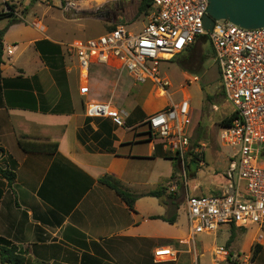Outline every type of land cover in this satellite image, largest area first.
Returning <instances> with one entry per match:
<instances>
[{"label":"crops","instance_id":"obj_1","mask_svg":"<svg viewBox=\"0 0 264 264\" xmlns=\"http://www.w3.org/2000/svg\"><path fill=\"white\" fill-rule=\"evenodd\" d=\"M0 32V247L15 246L24 264H264L256 226L223 225L190 236L185 202L191 195L180 194L178 159L144 125L167 104L142 99L114 60L82 74L67 49L72 41L48 34L39 18L14 10L0 18ZM90 104H108L123 125L88 117ZM192 128L191 121L189 137ZM21 137L47 151L56 144V151L24 153ZM1 171L14 173L13 181ZM106 176L138 196L132 211L99 183ZM159 188L162 196H146ZM163 247L172 259L154 256ZM218 247L226 252L219 260Z\"/></svg>","mask_w":264,"mask_h":264},{"label":"built area","instance_id":"obj_2","mask_svg":"<svg viewBox=\"0 0 264 264\" xmlns=\"http://www.w3.org/2000/svg\"><path fill=\"white\" fill-rule=\"evenodd\" d=\"M114 1L140 0H73L66 5L78 10L80 6H102ZM148 3L149 11L137 34L118 25L97 37L72 41L67 46L68 52L75 56L84 75L92 64L109 66L114 60L134 83L149 81L165 91L163 88L169 85L159 78V63L185 53L198 38L204 37L217 64L223 97L232 107V120L219 129L217 138L233 155L223 176L227 182L217 194L186 199L190 236L213 233L223 225L256 226L264 230V27L244 29L219 20L206 32L203 20L207 0H148ZM196 81V77L186 79V85ZM85 113L90 118H110L118 127L123 125L120 115L108 104H90ZM191 121L186 98L144 121L149 135L162 141L165 149L176 156L183 178L193 162L188 155L191 142L187 129ZM195 152L202 153L198 149ZM195 162L197 170L204 166V160ZM214 255L219 260L226 256L225 249L216 248ZM154 256L172 259L174 253L163 247Z\"/></svg>","mask_w":264,"mask_h":264},{"label":"rangeland","instance_id":"obj_3","mask_svg":"<svg viewBox=\"0 0 264 264\" xmlns=\"http://www.w3.org/2000/svg\"><path fill=\"white\" fill-rule=\"evenodd\" d=\"M67 1L73 0H0V12L6 5H13L19 16L27 15L29 20L39 18L48 34L64 42L94 38L118 25L126 32L137 34L145 21L146 14L138 13L135 2L114 1L102 6H80L75 10L67 7ZM157 71L159 78L169 85L163 88L167 97L158 96L160 86L149 81L134 85L129 80L135 86L133 91H139L141 98L150 100L152 106L178 104L188 99L193 119L190 147H197L204 154V166L198 168L195 178L188 177V170L186 178L176 176V182L181 181L183 185L180 194L184 189H188L191 196L217 194L227 182L223 176L233 155L231 149L220 144L217 135L221 121L229 116L232 107L223 97L209 43L204 37L198 38L186 54L161 61ZM192 77L197 81L187 86L186 79ZM208 149H212L211 152ZM195 186L199 188L196 191ZM259 235L264 238L261 228Z\"/></svg>","mask_w":264,"mask_h":264},{"label":"trees","instance_id":"obj_4","mask_svg":"<svg viewBox=\"0 0 264 264\" xmlns=\"http://www.w3.org/2000/svg\"><path fill=\"white\" fill-rule=\"evenodd\" d=\"M135 3H137L138 7H137V11L140 14H147L149 11V3L148 0H140V1H136ZM7 9L9 10V12L7 13H2L0 15V18H7V17H11V15L14 12V7L13 5H6ZM116 26H112L109 27L107 29L106 32L112 31ZM1 36H2V32H0V66L2 64V56H3V45L1 43ZM232 120V115L229 114V116L225 119H223L220 123V128L224 127V126H228L229 123ZM26 137H21L18 140V146L19 148L24 152V153H31V152H44V153H49V152H55L56 151V144H53L52 147V151H47V147L45 145H39V144H35V143H31L29 141L26 140ZM197 147L195 148H191V151L188 153L189 156H191V161H200V160H204V154L203 153H196ZM1 175L8 181L11 182L14 179V173L9 172V171H1ZM99 183L101 185L106 186L107 188H109L110 190H112L116 196L127 206V208L129 210H133L134 207V203L136 202V200L138 199V196L131 194L130 192L124 190L120 183L116 180H114L111 177H103L101 179H99ZM164 189L163 188H159L153 192H149L148 194H146V196L149 197H160L163 194ZM165 222H168L169 224H173L174 223V218H159ZM234 227V226H232ZM257 247L258 245H255L252 249V259L255 257V255L257 254ZM25 262V258L24 256L17 254V249L15 246H9V245H5V246H1L0 247V264H24ZM40 264V263H38ZM230 264H235V262H231Z\"/></svg>","mask_w":264,"mask_h":264},{"label":"water","instance_id":"obj_5","mask_svg":"<svg viewBox=\"0 0 264 264\" xmlns=\"http://www.w3.org/2000/svg\"><path fill=\"white\" fill-rule=\"evenodd\" d=\"M207 15L203 20L204 30L209 32L214 21L224 20L244 29L264 27V0H207ZM198 163L188 166V177L195 178Z\"/></svg>","mask_w":264,"mask_h":264},{"label":"bare ground","instance_id":"obj_6","mask_svg":"<svg viewBox=\"0 0 264 264\" xmlns=\"http://www.w3.org/2000/svg\"><path fill=\"white\" fill-rule=\"evenodd\" d=\"M158 95H160V94H158Z\"/></svg>","mask_w":264,"mask_h":264}]
</instances>
